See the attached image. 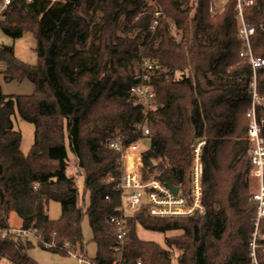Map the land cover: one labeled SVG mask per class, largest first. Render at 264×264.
<instances>
[{"label":"trees","instance_id":"obj_1","mask_svg":"<svg viewBox=\"0 0 264 264\" xmlns=\"http://www.w3.org/2000/svg\"><path fill=\"white\" fill-rule=\"evenodd\" d=\"M153 1L151 6L144 0H13L3 12V34L17 40L32 32L39 63L24 64L13 46L0 47L6 79L28 80L35 87L32 95L8 96L0 86V264H36L28 254L34 244L61 255L79 249L86 259L85 218L97 249L91 264H252L256 205L246 114L254 81L264 96V69L254 71L248 58H240L244 44L238 37L237 0H228L215 16L213 0ZM156 12L161 16L152 31ZM123 18L133 37L118 35ZM245 19L257 30L252 54L264 58V0H254ZM173 29L181 33L180 42ZM141 51L166 69L151 78L156 104L150 112L130 94ZM256 113L264 118V104L256 106ZM16 117L35 127L27 154L21 150L22 133L15 130ZM141 124L152 132L150 147L142 153V178L178 187L187 196L195 150L205 142V214L154 218L140 207L127 221V237L114 260L116 237L109 218L118 215L120 196L105 179L119 174L120 160L108 141L119 133L127 144L138 143ZM71 157L77 175L84 176L86 209L75 177L67 174ZM50 202L60 204L56 220L48 214ZM12 214L21 229L37 231L36 239L10 233ZM138 226L183 234L167 238L164 248L141 240ZM260 232L256 257L264 264V220Z\"/></svg>","mask_w":264,"mask_h":264},{"label":"built area","instance_id":"obj_2","mask_svg":"<svg viewBox=\"0 0 264 264\" xmlns=\"http://www.w3.org/2000/svg\"><path fill=\"white\" fill-rule=\"evenodd\" d=\"M13 0H1L0 20L3 12L11 5ZM152 1V0H144ZM254 5V0H237L236 16L238 19V37L244 44L240 58H248L253 70L264 69V58L255 57L251 50V38L256 35L257 30L245 20V10ZM211 13L216 14V7L211 4ZM161 12H156L152 23V31L159 25ZM142 74L135 77L136 84L131 88L130 94L137 101L144 112L155 109V91L150 83L152 76L159 70L157 60L147 58L140 52ZM252 106L247 111L248 139L250 142V178L256 184V190L251 193V201L256 205L254 216V231L250 243L252 264H259L256 251L259 239L262 234L260 225L264 220V118H259L256 113V106L264 104V96L257 92V85L254 81L251 84ZM140 139H149L151 130L147 124L137 126ZM205 142L198 144L195 150V157L191 172V191L189 196L183 194L180 189L176 194L168 186L163 185L155 179L142 178V153L139 152L138 143L127 144V138L121 134H114L108 141V148L119 154L120 168L117 176H108L105 182L113 185L114 192L120 196V206L117 209L118 215L109 218V224L115 230L116 245L114 249V260L117 259L120 248L127 237V221L140 207L146 206L148 213L154 218H190L196 213L205 214L202 200L203 164L201 160V148ZM79 173L75 168V175ZM107 200L110 197H106ZM16 238L21 240L36 239V230L11 229ZM1 234V230H0ZM264 250V247H263ZM68 256H73L82 262L80 253L75 250H68ZM137 264H141L138 262Z\"/></svg>","mask_w":264,"mask_h":264},{"label":"rangeland","instance_id":"obj_3","mask_svg":"<svg viewBox=\"0 0 264 264\" xmlns=\"http://www.w3.org/2000/svg\"><path fill=\"white\" fill-rule=\"evenodd\" d=\"M145 2L146 4H149L151 6L155 5V2L153 0L150 2L149 1H145ZM211 3L216 7V14H217L218 12H223L225 7L227 6L228 0H213ZM82 12H83V9L81 10V13ZM171 34L177 42L181 41V33L173 29ZM118 35L119 36L129 35L131 37L134 36L133 34L128 32V25L126 23L125 18H123L121 21V26H120ZM202 41L204 43H207L209 40L202 35ZM1 46H13L16 58L24 64H27L30 66H36L39 63V59H38V56L35 50L36 49V39L32 32H27L21 38L17 40H13L7 37L6 35H4L0 29V47ZM160 69L162 71L164 70L166 71V69L161 68V66L159 70ZM132 71L134 73L133 75H138L139 73L142 74L143 66L139 64L138 62H135ZM201 80L204 83L203 78H201ZM223 80H228V79L224 78ZM0 86H1L3 94L8 95V96H12V95L13 96H28V95H32L35 90L33 83H31L28 80L19 82V81H10L6 79V66L2 62H0ZM155 104H156V101H155ZM14 124H15L14 125L15 130H18L22 133L23 140H22L21 150L24 154H27L34 140L35 127L21 120L18 117L14 119ZM204 145L202 146V148L204 147ZM149 147H150V139H139V142H138L139 152L144 153L145 151L149 149ZM73 160L74 158L71 157L70 164H69L70 166L68 167L67 174L70 178L75 177L74 180L76 181L77 189L79 191V196L81 199L85 198L83 208L86 209V206L88 205L89 200H88V195H84V189H85L84 176L82 175L76 176L74 174L75 168L77 167ZM143 172L144 170L142 167V176H143ZM250 188H251L250 190L251 193H253L256 190V184L252 180H251ZM48 207H49L48 214L50 218L53 220L58 219L61 215L60 204L57 202H50ZM10 227L12 229H18L21 227V220L16 216V214H12L10 217ZM82 231H83V235L85 239L86 259L84 257L83 258L81 257V259L83 261L84 260L89 261V262L84 261L86 263H83V264H91L90 260L94 259V257L96 256L97 249H96L95 244L92 242V230L90 228L87 218H85L83 221ZM182 234H183L182 231H169L166 233H161V232L148 231L141 226H138L137 228V235L141 240L155 242L164 248H167L166 246L167 238L178 237V236H181ZM76 251L77 253H80L79 249H77ZM175 253H177V251ZM28 254H29V257H31L36 262V264H82L79 261V259L73 256L53 254L50 252L42 251L40 248L36 246V244H34V247H32L29 250ZM173 264H178V262L175 260L173 261Z\"/></svg>","mask_w":264,"mask_h":264},{"label":"water","instance_id":"obj_4","mask_svg":"<svg viewBox=\"0 0 264 264\" xmlns=\"http://www.w3.org/2000/svg\"><path fill=\"white\" fill-rule=\"evenodd\" d=\"M174 193H178L179 192V188L178 187H174V186H168Z\"/></svg>","mask_w":264,"mask_h":264},{"label":"crops","instance_id":"obj_5","mask_svg":"<svg viewBox=\"0 0 264 264\" xmlns=\"http://www.w3.org/2000/svg\"><path fill=\"white\" fill-rule=\"evenodd\" d=\"M84 261H85V260H84ZM84 261L82 260V262H81V263H82V264H83V263H86V262H84Z\"/></svg>","mask_w":264,"mask_h":264}]
</instances>
